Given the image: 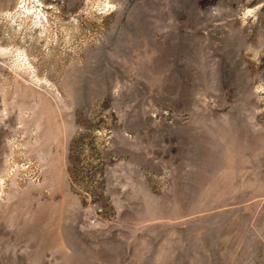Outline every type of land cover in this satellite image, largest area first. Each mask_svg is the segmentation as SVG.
<instances>
[{"label":"rangeland","instance_id":"1","mask_svg":"<svg viewBox=\"0 0 264 264\" xmlns=\"http://www.w3.org/2000/svg\"><path fill=\"white\" fill-rule=\"evenodd\" d=\"M0 264H264V0H0Z\"/></svg>","mask_w":264,"mask_h":264}]
</instances>
